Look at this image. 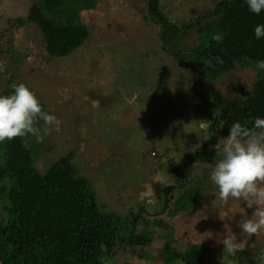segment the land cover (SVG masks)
<instances>
[{
  "label": "rangeland",
  "instance_id": "1",
  "mask_svg": "<svg viewBox=\"0 0 264 264\" xmlns=\"http://www.w3.org/2000/svg\"><path fill=\"white\" fill-rule=\"evenodd\" d=\"M3 1L0 59L7 60V69L0 75V92L24 83L44 111L58 119L42 142L32 143L35 151L31 158L23 156L22 166L39 175L63 159L74 166L76 179L89 183L93 211L116 226L110 255L100 264H163L170 250L180 253L195 243L210 249L208 258L214 264H264V231L248 237L245 250L234 257L223 253L220 243L231 234L238 241L245 239L239 224L255 211L244 199L221 200L209 179L220 150L216 146L239 119L235 113L223 116L220 132L214 133L195 108L199 93L247 99L258 70L238 63L214 83L198 84L195 75L162 51L147 0L91 1L80 10L78 21L88 27V39L68 56L51 59L34 26L17 30L10 22L25 17L37 0ZM219 1L158 0L164 19L182 31L176 48L199 42L195 29L183 25L203 17ZM246 99L234 103L246 110L249 121L264 118V107L247 104ZM200 121H208L207 126L201 127ZM206 141L211 142L206 150L212 163L195 162L185 178L180 171L168 172L170 163L175 167ZM158 155L161 159H154ZM156 177L159 182H152ZM164 189L170 191L166 197ZM186 189L198 200L175 214L170 209ZM2 200L7 205L6 198ZM165 200L168 210L163 208ZM134 238L148 240V245L135 248L129 243ZM138 251L151 258H138Z\"/></svg>",
  "mask_w": 264,
  "mask_h": 264
},
{
  "label": "trees",
  "instance_id": "2",
  "mask_svg": "<svg viewBox=\"0 0 264 264\" xmlns=\"http://www.w3.org/2000/svg\"><path fill=\"white\" fill-rule=\"evenodd\" d=\"M91 1H33L25 17L13 18L10 22L17 30L26 25L34 26L46 54L51 59L65 57L89 37L88 27L78 21L80 10ZM5 5L0 0V7ZM147 7L151 20L159 27L162 51L170 55L180 69L195 75L198 84L214 83L218 76L228 73L238 63L244 68L258 70V78L247 99L235 97L232 101L214 91L211 97L199 93L195 105L198 114L209 121L210 132L219 133L223 116L232 118L233 113L239 123L251 128L253 121H249L246 110L238 108L234 102L246 99L247 104L264 107V69L257 66V61L264 60V39L258 41L254 36L255 26L264 24V12L252 14L245 0H221L203 17L183 25L185 29H195L199 42L193 47L178 49L174 44L182 32L179 26L164 19L158 0H147ZM217 33L223 35L222 43L212 39ZM205 60H211L212 67L205 66ZM12 90L2 91L0 95H8ZM34 142L32 138L25 145L20 138H14L0 144V264H100L103 257L110 255L108 250L114 242L116 226L109 225L93 211L89 183L82 178L76 179V170L69 161L59 159L39 175L35 169H24L23 156L27 154L31 158ZM206 143L211 145V142H204L175 167L170 163L168 172L177 174L180 171L185 178L195 162L212 163L214 160L206 150ZM156 158L161 159L159 155ZM160 179L156 177L152 182ZM169 193L165 192V197ZM2 198H6L7 205ZM197 200V194L186 189L179 194L170 211L175 214L186 211ZM165 201L163 208L168 210ZM148 242L136 238L129 243L145 249ZM164 247L171 249L168 245ZM209 250L204 244H188L180 253L170 250L163 264H214L208 258ZM135 254L138 258H147L142 251Z\"/></svg>",
  "mask_w": 264,
  "mask_h": 264
},
{
  "label": "clouds",
  "instance_id": "3",
  "mask_svg": "<svg viewBox=\"0 0 264 264\" xmlns=\"http://www.w3.org/2000/svg\"><path fill=\"white\" fill-rule=\"evenodd\" d=\"M248 10L255 15L264 12V0H245ZM256 40L264 39V24L254 28ZM216 43L223 42V35L214 34ZM204 65L212 67L211 60ZM259 69H264V60L257 61ZM7 69V60L0 59V73ZM42 122V123H41ZM58 123L54 114L44 111L43 105L26 84L13 85L8 95H0V144L20 138L27 145L32 138L42 142L50 128ZM206 127L208 121H200ZM218 159L209 174L210 181L218 189L219 198L225 202L229 198L244 199L249 208L255 205L251 218L242 217L239 224L245 239L225 236L221 241L223 253L236 256L243 252L248 237L264 231V118L257 117L248 128L239 122L233 123L228 135L221 138ZM264 262V252L260 253Z\"/></svg>",
  "mask_w": 264,
  "mask_h": 264
}]
</instances>
